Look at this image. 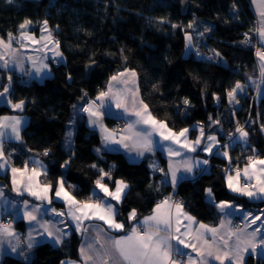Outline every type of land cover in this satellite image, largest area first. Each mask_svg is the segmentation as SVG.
Wrapping results in <instances>:
<instances>
[{
  "label": "trees",
  "instance_id": "obj_1",
  "mask_svg": "<svg viewBox=\"0 0 264 264\" xmlns=\"http://www.w3.org/2000/svg\"><path fill=\"white\" fill-rule=\"evenodd\" d=\"M25 19L33 22L31 30L36 33L41 22L48 20L65 62H52L51 76L42 81L24 76L25 82H21V75L0 68V85L8 84L7 77L12 76L11 101L24 100L29 117L21 130L22 142L8 146L16 151L11 154L14 165H24L31 156L42 158L47 165L45 182L55 184L63 176L66 187L74 185L68 189L81 201L92 194L98 169L111 170L112 179L104 181L110 188L118 179L129 185L119 213L127 227L132 209L139 218L169 195L199 221L216 225L221 216L207 199V188L218 201L264 209V200L255 202L227 188L223 170L229 166L228 159L221 154H212L207 171L182 180L174 191L163 181L161 171H152L148 158L130 162L120 151L98 153L100 136L83 114L75 117L73 144L69 148L63 145L74 104L87 96L96 97L112 75L128 68L136 71L142 99L153 115L174 131L190 128L195 137L196 127L203 125L206 134H216L224 143L228 133L244 126L249 145L231 147L232 165L242 167L250 155L264 158V95L256 101L255 89L248 84L259 75L256 48L241 43L245 33L256 39V15L250 0H188L185 11L182 0H0V37L7 39L9 32L17 35ZM190 22H194L192 28L187 27ZM185 32L193 34L196 45L187 57L183 55ZM201 49L220 55L216 61L201 59L196 54ZM237 81L247 86L230 103L227 92ZM185 99L189 104H184ZM11 111L0 105V116ZM209 116L220 123H212ZM249 117L252 124L246 122ZM45 149L48 155H44ZM158 155L163 168L166 159ZM65 160L70 163L61 168ZM0 180L10 191L9 173H0ZM49 207L66 212L60 201L54 200ZM47 217L57 219L50 211ZM63 219L69 227L58 225L70 232L63 245L43 242L34 248L31 260L6 256L0 264H60L64 258H77L80 236L68 217ZM17 225L23 229V222ZM246 264H264V259L250 255Z\"/></svg>",
  "mask_w": 264,
  "mask_h": 264
},
{
  "label": "snow or ice",
  "instance_id": "obj_2",
  "mask_svg": "<svg viewBox=\"0 0 264 264\" xmlns=\"http://www.w3.org/2000/svg\"><path fill=\"white\" fill-rule=\"evenodd\" d=\"M253 2L259 5L260 26L256 31L261 40L264 41V0H253ZM163 19L161 18V21ZM32 23L31 20L25 19L19 25L18 38L11 32L7 34V39L0 37V68L10 70V65L15 64L22 73L25 72L23 60L17 54L21 48H27L29 44L41 45L40 48L35 49L38 52H51L54 58H63V53L60 51V41L55 39L52 29L48 26V20L45 19L41 22V35L39 37L26 30ZM193 23L190 22L187 27L192 28ZM172 27L175 28L177 25L174 24ZM205 31H210V29L206 28ZM244 36L245 40L241 43H248L250 41L248 33H245ZM185 40L188 42L187 47L192 41L191 33L185 32ZM17 42L20 48L14 47ZM215 55L219 56L220 53L217 52ZM256 56L260 60L261 77H264V50L257 48ZM27 59L31 61L35 74L41 79L50 72L49 64L45 62L48 59L47 55L43 57L28 56ZM28 75L31 76L32 73L29 72ZM7 79L8 84L0 85L2 88L0 102H6L12 109L22 110L25 105L24 100L21 99L13 103L7 99L11 92L12 76L9 75ZM245 87L246 85L237 81L234 87L227 92L229 102L234 101L237 93L242 92ZM86 95L87 93H85ZM109 102L114 103L115 107L122 110V113L129 118L124 128L119 131L109 129L103 123L104 109L106 105H109ZM236 102L238 103V101ZM184 104H189V101L185 99ZM81 110L88 113L89 124L99 128L102 134V144L108 150H115L110 147L111 145H119L129 152L134 151L137 157H142L145 153H151L155 150L157 142L153 138L154 134L158 135L162 141H170L171 143L166 149L170 159L165 178L167 179L170 174V183L173 188L182 179L181 176H178L181 168L185 173H192L201 164H208V160L194 161L186 155L181 161L174 162L171 159L182 155V152L173 145H178L180 149H186L187 152H196L205 139L204 127L200 125L199 135L195 140H189L190 128H182L178 132L173 131L165 121L158 120L153 116L149 106L143 99H140L137 73L134 69L125 68L122 72L112 75L108 80L107 90L100 91L96 99L82 106ZM209 120L212 121L211 116H209ZM212 123L219 124L220 122L214 120ZM23 124L24 118L21 116H0V161H3L0 162V169L6 167L7 158L11 155V153L5 154V138L21 140ZM67 135L70 138L71 132ZM228 137V142L222 145L225 149L234 143L246 144L248 132L242 126H237L236 134L230 132ZM206 139L208 143L201 150L211 153L213 148L220 144V141L215 135H208ZM96 151L99 153L101 150L96 149ZM253 153H255V149H253ZM48 154L49 150L45 149L44 155ZM222 155L229 158L231 163L227 150ZM30 163L32 167H29ZM69 163L70 160H65L61 168H67ZM91 166L97 167L95 164ZM150 166L153 169L158 167L155 163ZM98 171L99 176L94 181L95 187L92 194L88 199L81 201L68 190V187L75 186L66 187L63 176L59 177L55 184L40 181L39 178L42 175H47V168L41 160L33 158L31 161H25L22 168H11L12 190L21 196L27 193L40 201L31 210H28L30 202L28 200L23 201L25 208L23 218L30 225L34 224L43 230L37 233L41 238H44L46 234L54 244H61L63 238L70 234L64 228L56 227V224H65V227H69L65 223L64 217L70 218V221L74 222L75 230L82 235L95 232L94 237L85 236V242L81 244L79 249L81 257L79 264H212L213 261L219 262V264H226V262L227 264H243L246 253H256L258 250L264 249V220H262L264 211L259 215H254L251 211L244 212L241 205L230 200H220L214 206L225 216L242 213V218L245 221L244 227H237L235 231L231 228V220L221 219L218 227L197 222L196 217L184 210L183 203L174 201L171 195L157 203L152 209V214L145 216L143 220H137V211L132 209L127 220L129 222L135 221V223H132V226L128 228L124 221L117 219L119 214L117 205L123 200L129 185L124 180L118 179L113 181L115 187L111 189L104 182L106 178L112 179L111 170L105 171L100 168ZM160 171L163 172L164 170L160 169ZM225 178L227 188L232 193L250 199L264 200V158L256 155L248 156L247 163L242 169L237 166L234 170L227 171ZM97 189L99 191H96ZM205 192L210 201L215 200L211 188L205 189ZM53 194L56 199L65 203L67 212L57 211L56 208L49 207L53 204ZM4 196L5 193L0 188V198ZM113 201L116 203H112ZM4 203L16 207L15 202L4 200ZM49 211L57 218L55 221L43 219V216ZM92 221H100L101 224L94 225L91 223ZM258 221H261L260 226L248 232L247 229L257 224ZM86 222H88L87 227L85 226ZM197 223L198 227H194ZM182 228L183 231H181ZM221 229H225L224 234H221ZM33 231H36V228L30 227L28 249L40 242L33 239ZM112 232L123 234L113 236L111 235ZM6 237L19 238L11 221L0 223V243ZM233 238H235L234 244L232 243ZM173 241L176 243L174 244ZM184 249H191V253L185 252ZM12 251L16 252L17 248L13 246ZM192 253H195V256ZM25 259L27 258L25 257ZM61 264H77V262L61 261Z\"/></svg>",
  "mask_w": 264,
  "mask_h": 264
},
{
  "label": "crops",
  "instance_id": "obj_3",
  "mask_svg": "<svg viewBox=\"0 0 264 264\" xmlns=\"http://www.w3.org/2000/svg\"><path fill=\"white\" fill-rule=\"evenodd\" d=\"M252 6H253V9H254V12H255V15H256V30L259 28V21H260V16L258 14V7L259 5L257 3H254L253 0H250ZM50 28V27H49ZM40 29H41V25H40ZM38 31V33L34 32L33 30H31V25L28 26V28L26 29L27 31L33 33L34 35H36L37 37H39L41 35V31ZM51 29V28H50ZM255 30V36H256V41H257V48H262V50H264V41L261 40V38L259 37L257 31ZM17 38L19 36V33L16 35ZM14 47L16 48H20V45L19 43H15L14 44ZM41 45H32V44H29L27 48H21L19 53L17 54L18 57L20 59L23 60V66H24V69H25V72H21L19 67H17L15 64H11L10 65V70L8 71H12L18 75H21V76H26L28 78H31V79H37L39 81H42L44 80L45 78L51 76L52 74V62H56V63H64L65 62V56L63 54V58H54L52 53L51 52H38L36 51L35 49L37 48H40ZM61 51V49H60ZM62 52V51H61ZM44 55H47L48 59L45 61L46 63L49 64V67H50V72L48 73V75L45 76V78L41 79L39 76H37L34 72V69H33V66H32V63L31 61H29L27 59L28 56H34V57H43ZM256 59H257V63H258V68H259V75H258V78L256 79H252L248 82V84H250V86L254 87L255 89V99L256 101H259L260 98L264 95V77H261V73H260V60L259 58L256 56ZM37 66H39V64H37ZM123 71V70H122ZM120 71V72H122ZM31 72L32 75L29 76L28 73ZM137 83L139 85V82H138V75H137ZM247 86V84H244ZM246 87L244 88L243 91H245ZM107 90V87L105 89V91ZM242 91V92H243ZM238 93H241V92H238ZM98 96V95H97ZM96 96V97H97ZM139 96H140V99H142V96H141V93H140V88H139ZM96 97H94L92 99V97H89L87 96L83 101H81L80 103H76L74 104L73 106V123H72V136H71V145L73 144V138H74V133H75V117L79 114H83L89 124V116H88V113L86 112H83L81 109H82V106L86 105L89 101H92V100H95ZM7 99H10V94L9 96L7 97ZM144 101V100H143ZM14 103V102H13ZM0 105H7L11 108V106L9 104H7L6 102H0ZM109 113V116H104L103 117V123L105 124V126L109 129H113V130H117L119 131L120 129L124 128H115L113 126V120L115 118H123L125 120L128 121V117L125 116L123 113H122V110L120 109H117L115 107V104L114 103H111L109 102V105H106L105 107ZM11 112L10 113H6V114H3V115H16V116H21L24 118V124H26V122L28 121V116L27 114L24 112V107L22 110L20 109H12L11 108ZM150 110V108H149ZM151 111V110H150ZM152 113V112H151ZM153 115V113H152ZM2 116V115H1ZM154 116V115H153ZM132 119H134V117H132ZM158 119V118H157ZM160 120V119H158ZM23 124V126H24ZM90 125V124H89ZM22 126V128H23ZM90 127L92 129H94L95 131H97V133L99 134L100 136V145H99V149L100 150H108L106 148H104L103 144H102V134L99 130L98 127H94L92 125H90ZM139 127H143V126H139ZM169 127V126H168ZM170 128V127H169ZM197 129V134L195 137H191L190 133H191V130L189 131L188 133V139L189 140H195V138L199 135V126L196 127ZM173 130V129H172ZM174 131V130H173ZM178 132V131H177ZM208 135H216V134H212V133H209V134H206L205 133V139L203 140L202 144L200 145V147H198L197 151L196 152H187L186 149H180V147L178 145H173V147H175L178 151H181L182 152V155L181 156H177V157H172L171 159L174 161V162H177V161H181L185 158V155L189 158H191L192 160H208V164L207 165H203L201 164L200 167L198 168H195L194 171L192 173H185L183 171V169L181 168L180 171L178 172V176H181L182 179H180V181L177 183V185L175 186V188H173V190L175 191L179 185V183L182 181V180H185V179H194L196 177H198L202 172L204 171H207L210 167V164H209V158L212 154L214 153H219V151L217 150V148H215L214 151H212L211 153H208V152H204L202 151L201 149L208 143L206 137ZM154 140L157 142V146L155 148V150L151 153H145L144 156L142 157H137L136 156V153L133 151V152H129L128 150L122 148L121 146L119 145H111L110 147L112 149H115V150H112V151H120L122 152L125 157L127 158L128 161L130 162H139L143 159H149V165H152L153 163L157 164V168L156 169H153L151 166L150 168L152 169L153 172H157V171H160V169H163L164 171L162 172L163 173V181L166 182V183H170V174L169 176L167 177V179L165 178V173H168V167H169V156H168V153L166 151L167 147L169 146V144L171 143L170 141H162L160 139V137L156 134H154L153 136ZM22 139V137H21ZM228 139H226V141L223 143H227L228 142ZM12 139H7L5 138V141H4V151H5V154L7 155L8 153H15L16 151H13L11 150L10 147H8L9 145H15L12 141H10ZM236 143L234 144H231V146L233 147ZM216 146H219V145H216ZM10 149V150H9ZM158 154H161L164 156V158L166 159V164L163 168H160V161H158ZM222 155V153H219ZM33 158L35 159H38V160H41L43 162V164L46 166L47 168V165L45 163V161L40 158V157H36V156H31V158H29L31 161ZM226 158V157H225ZM0 162H3V161H0ZM24 165H21V166H16L14 165L13 163V160H12V156L10 155L8 158H7V161H6V167L4 169H0V173L1 174H6V173H9V177H10V191L7 190L8 188V185L6 184L5 181L3 180H0V188L3 189L4 193H5V196L3 198H0V223H7L5 222V219L6 218H10L12 219V225H13V228L15 229L16 233L18 234V239L17 237H6L3 239V242L0 243V261L2 259H4L6 256H13V257H17V258H21L23 260H26V261H29L32 257H33V251H34V248L36 246H38L39 244L43 243V242H52L51 238L47 237L46 234L44 236V238H41V236H39L37 233L38 232H41L43 231L42 229H39L38 226L36 225H30L29 222L23 218V213L25 211V208H24V204H23V201L25 200H28L30 203H29V206H28V210H31V208L33 206H35L36 204L40 203V201H37L34 197H31L29 196L27 193H24L22 196L21 195H18L16 192H14L12 190V183H11V180H12V173H11V168L12 167H18V168H22ZM29 167H32V165ZM230 167L228 166L227 168V171H230L229 169ZM243 167H241L242 169ZM203 169V171H202ZM231 170H234V168H231ZM234 173V171H233ZM227 174V172H226ZM43 176L42 175L39 179L42 183H47L45 182V180L43 179ZM172 186V185H171ZM115 187V186H114ZM111 189H114V188H111ZM69 190V189H68ZM96 191H99L98 189ZM101 195H103L101 193ZM125 196V195H124ZM246 197V196H245ZM248 198V197H247ZM124 199V198H123ZM172 199L174 201H176L173 197ZM207 199L210 201L209 197L207 196ZM250 199V198H249ZM4 200H7V201H10V202H15L16 204V207H12L11 204H5L4 203ZM60 201L62 203H64L62 200H59V199H56L54 197V194H53V201ZM164 200V199H162ZM160 200V201H162ZM254 200H258V199H252V201ZM123 201V200H122ZM121 201V202H122ZM160 201H158L157 203H159ZM260 201H263V200H260ZM121 202L117 205L118 207V213H120V204ZM211 202H214L215 203H218L219 201L218 200H214V201H211ZM255 202H259V201H255ZM112 203H116L115 201H113ZM156 203V204H157ZM155 204V205H156ZM236 204V203H235ZM65 205V203H64ZM154 205V207H155ZM238 205V204H237ZM66 206V205H65ZM153 207V208H154ZM244 212H248V211H251L254 215H259L262 211H264V209L262 210H251V209H247V208H244L242 207ZM217 209V208H216ZM184 210L192 215L191 213H189L185 208ZM220 213V221L221 219H224L225 221H228V220H231V228L235 231L237 227H240V228H243L244 227V224H245V221L243 220L242 218V213H238L236 215H231V216H225L223 213L220 212L219 209H217ZM66 212H67V206H66ZM131 212V211H130ZM129 212V213H130ZM128 213V214H129ZM152 214V211L149 212L148 214L146 215H143L139 218H137V220H143V218L145 216H148V215H151ZM193 216V215H192ZM128 217V215H127ZM195 217V216H194ZM43 219L45 220H53V219H50L47 217V214L43 216ZM69 221H70V218H68ZM117 219L119 221H125L124 218H120L119 217V214L117 216ZM262 220H264V217H262ZM23 222V229L20 228L18 225H17V222ZM128 221V220H127ZM196 221L197 222H202V221H199L197 218H196ZM220 221L216 224V225H210L208 223H205V224H208L209 226H212V227H218L220 225ZM237 221H240L242 224L241 225H236V222ZM71 222V221H70ZM129 222V221H128ZM92 224L94 225H100L101 222L100 221H92L91 222ZM129 227L130 228L132 226V223H135V221H132V222H129ZM184 223H187V221H184ZM260 223L261 221H258L257 224L255 225H252L251 227H249L247 229L248 232H251L253 229L257 228L260 226ZM71 224L74 226V222H71ZM85 226L87 227L88 226V222L85 223ZM30 227H35L36 228V231H33L32 235H33V239L36 240V241H40L39 243H35L34 246L31 248V249H28L27 248V243H28V233L30 231ZM56 227H59L60 226L58 224H56ZM194 227H198V223L196 225H194ZM75 228V226H74ZM181 231H183V228L181 229ZM225 232V229H221V234H224ZM79 236H80V244H79V249L81 247V244L85 242V236H92L94 237L95 235V232H90V233H87V234H81L80 232H78ZM119 234H123V233H116V232H112L111 235L115 236V235H119ZM210 236V234H209ZM242 239L244 238L243 236L241 237ZM10 241V243H9ZM65 242V238H63V242L61 244H59L58 246H61L63 245ZM53 243V242H52ZM173 243L175 244L176 242L173 241ZM232 243L234 244L235 243V238H233V241ZM54 244V243H53ZM56 245V244H55ZM15 246L17 248V251L16 252H13L12 251V247ZM97 247H99L97 245ZM181 248L183 247L182 245L180 246ZM79 249H78V257L77 258H70V257H67V258H64L62 259L61 261H74V262H77V264H79V262L81 261V257H80V253H79ZM185 252H188V253H191V249H184ZM21 253H23V255H21ZM94 254V253H92ZM193 256H195V253H192ZM250 255H253L255 257H260L262 259H264V249H260L258 250L256 253H246L244 255V259H243V264H246V259L248 256ZM25 257L27 259H25ZM61 264V262H60ZM212 264H219V262H216V261H213ZM227 264V262H226Z\"/></svg>",
  "mask_w": 264,
  "mask_h": 264
},
{
  "label": "rangeland",
  "instance_id": "obj_4",
  "mask_svg": "<svg viewBox=\"0 0 264 264\" xmlns=\"http://www.w3.org/2000/svg\"><path fill=\"white\" fill-rule=\"evenodd\" d=\"M189 33H191V32H189ZM191 35H192V41H191V43L186 47V44H188V42H186V40H185V42H184V50H183V55L184 56H189L190 54H191V52H193V51H195V49H196V45H195V41H194V36H193V34L191 33ZM2 116H7V115H2ZM28 116V115H27ZM73 117H71L70 119H69V121L67 122V128H66V132H65V135H64V138H63V145H64V147L65 148H69V146L71 145V137L69 138L68 137V133L69 132H71V136H72V123H73V119H72ZM28 119H29V117H28ZM28 122V121H27ZM27 122H26V124H27ZM26 124H24V126L26 125ZM23 126V127H24ZM22 130V129H21ZM246 131V130H245ZM234 134H236V132L234 133ZM215 136H217V135H215ZM217 138H218V136H217ZM249 137H247V143L245 144V143H238L239 145H241V146H243V147H247L249 144V139H248ZM218 140H219V138H218ZM10 141H12L14 144H17V143H21L22 142V139L21 140H19V141H17V140H15V139H12V140H10ZM220 141V140H219ZM67 142V143H66ZM237 144V143H236ZM222 145H223V142H221L220 141V144H219V146H215L214 148H213V150L212 151H214L215 150V148H217V150L219 151V153H223L225 150H227L228 151V153H229V157L231 158V153H230V150H231V145H229V147L227 148V149H225V148H223L222 147ZM223 156V155H222ZM226 159H228V165H229V169H230V171H232L231 170V168H236L237 166H233L232 165V162L230 163L229 162V158H226ZM158 161H160V156L158 155ZM159 164H161V163H159ZM246 164V163H245ZM244 164V165H245ZM243 165V166H244ZM242 166V167H243ZM241 168V167H240ZM234 174V173H233ZM249 199V198H248ZM249 200H252V199H249ZM254 201H260V200H254ZM243 207V206H242ZM242 224V223H241ZM240 224V225H241ZM32 259V258H31ZM30 259V260H31Z\"/></svg>",
  "mask_w": 264,
  "mask_h": 264
},
{
  "label": "built area",
  "instance_id": "obj_5",
  "mask_svg": "<svg viewBox=\"0 0 264 264\" xmlns=\"http://www.w3.org/2000/svg\"><path fill=\"white\" fill-rule=\"evenodd\" d=\"M248 43H250V44H252L253 46H255V48L257 47V41H256V39H252V38H250V41H249ZM196 54H197V56H198L199 58H201V59H209V60L216 61L217 58H218V56H216L214 52H209V51H205V50H202V49H201V50H198ZM19 81H21V82H25V78H24V76H20ZM92 99H93V98H92ZM97 103H99V102L97 101ZM104 111H105V115H104V116H109V113H108V111H107L106 108L104 109ZM127 122H128V121L125 120V119H123V118H115V119L113 120V126H114L115 128H122V127L125 126V124H126ZM246 122H247L248 124H252V123H253V118L249 117V118L247 119ZM242 127L244 128V126H242ZM29 165L31 166V163H30ZM9 221L12 222V219H10V218H6V219H5V222L8 223ZM240 224H241L240 221H237V222H236V225H240Z\"/></svg>",
  "mask_w": 264,
  "mask_h": 264
},
{
  "label": "water",
  "instance_id": "obj_6",
  "mask_svg": "<svg viewBox=\"0 0 264 264\" xmlns=\"http://www.w3.org/2000/svg\"><path fill=\"white\" fill-rule=\"evenodd\" d=\"M187 1L188 0H182V10L185 11L187 7ZM227 169L223 170V175H226Z\"/></svg>",
  "mask_w": 264,
  "mask_h": 264
}]
</instances>
